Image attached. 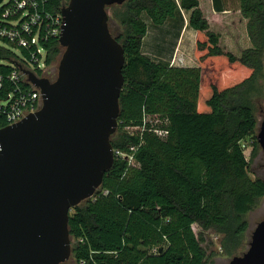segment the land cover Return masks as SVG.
<instances>
[{
  "label": "trees",
  "instance_id": "trees-1",
  "mask_svg": "<svg viewBox=\"0 0 264 264\" xmlns=\"http://www.w3.org/2000/svg\"><path fill=\"white\" fill-rule=\"evenodd\" d=\"M68 1L45 0V10L58 15ZM206 2V12L201 0H128L108 7L109 31L124 52L110 138L118 155L95 195L69 213L75 264H206L193 225L222 236L225 258L248 247L246 215L264 198V179L251 178L241 141L255 139L257 128L253 100L262 94L264 0ZM208 11L221 16L210 24ZM181 12L189 13L187 26L195 32L192 68L170 67L142 52L145 18L161 27L180 21ZM236 14L237 22L231 19ZM234 22L243 29L241 44L250 43L238 53L224 50L234 44L223 36L224 30L233 34ZM42 46L49 67L62 50L54 38ZM146 116L164 124L165 138L143 125ZM5 125L0 118V129Z\"/></svg>",
  "mask_w": 264,
  "mask_h": 264
},
{
  "label": "water",
  "instance_id": "water-1",
  "mask_svg": "<svg viewBox=\"0 0 264 264\" xmlns=\"http://www.w3.org/2000/svg\"><path fill=\"white\" fill-rule=\"evenodd\" d=\"M128 0H69L53 82L24 71L42 107L0 129V264H63L72 208L91 199L112 167L124 52L108 7ZM264 154V117L257 134ZM228 264H264V220Z\"/></svg>",
  "mask_w": 264,
  "mask_h": 264
},
{
  "label": "built area",
  "instance_id": "built-area-1",
  "mask_svg": "<svg viewBox=\"0 0 264 264\" xmlns=\"http://www.w3.org/2000/svg\"><path fill=\"white\" fill-rule=\"evenodd\" d=\"M45 5V0H0V118L5 127L42 107L39 90L27 81L23 72L36 75L35 71H40L44 78L46 51L42 43L50 38L57 40L61 33V15L50 14ZM1 51L9 52L10 58L5 59ZM4 68L10 71L5 74ZM145 123L156 136L166 137L167 132L159 128L162 122L157 117L146 116ZM114 155L118 153L114 151Z\"/></svg>",
  "mask_w": 264,
  "mask_h": 264
},
{
  "label": "rangeland",
  "instance_id": "rangeland-1",
  "mask_svg": "<svg viewBox=\"0 0 264 264\" xmlns=\"http://www.w3.org/2000/svg\"><path fill=\"white\" fill-rule=\"evenodd\" d=\"M203 9L207 11L206 0H201ZM108 16H110V11ZM189 13L181 12L180 21H168L161 27H154L148 19L145 18L147 23L148 31L147 35L144 38L142 52L144 55L150 56L154 61L167 63L170 67H182V68H192L197 66V62L193 57V43L192 50L191 46H185L184 49H178L177 43L180 40L181 36L184 35V39L187 40L190 28L187 26ZM235 17V18H234ZM238 18L237 14L233 16L232 21H236ZM233 34L230 32L223 31V36L226 38L229 36L232 45L231 49H224L225 51H231L233 53H238L242 47H250V43L246 38V42L241 44L245 40L243 29L237 24L232 27ZM245 32V28H244ZM178 35L177 40L175 41V36ZM246 37V34H245ZM175 43V47L174 44ZM173 44V45H172ZM172 45V46H171ZM242 46V47H241ZM171 47V48H170ZM174 47V49H173ZM173 50V51H172ZM15 52V51H13ZM170 52H172L170 54ZM18 54V52H15ZM19 55V54H18ZM238 56V55H237ZM59 61V60H58ZM58 61L53 65L46 67L44 72V78H47L49 81L53 82L57 75V66ZM259 84L262 85V94L261 96L253 100L254 114L257 120V128L255 130V139L252 137H247L241 141L243 148V153L248 161L249 172L252 179L261 178L264 179V154L257 143V134L259 132L260 124L264 117V57H263V74L259 79ZM164 124L159 125V128H163ZM254 142L257 143L256 153L254 157H251V151L254 145ZM246 220L248 222L249 228L246 233V237L250 240L251 234L255 229L256 225L264 220V198L260 199L256 206L246 215ZM192 230L196 236L201 238V247L204 249L207 257L206 264H228V258L222 256L220 251V241L222 236L214 233L211 230L202 231L198 226L193 225ZM72 243V242H71ZM247 249V248H246ZM63 264H75L72 257L63 263Z\"/></svg>",
  "mask_w": 264,
  "mask_h": 264
},
{
  "label": "crops",
  "instance_id": "crops-1",
  "mask_svg": "<svg viewBox=\"0 0 264 264\" xmlns=\"http://www.w3.org/2000/svg\"><path fill=\"white\" fill-rule=\"evenodd\" d=\"M221 14L217 15V14H212L210 11H208V14H207V20L208 22L211 24V19L215 20L216 18H220ZM188 38L187 40L184 39V35L181 36L180 40L178 41L177 43V47L178 49H184L185 46H191V50H192V43H193V48H194V40H195V32L192 31L190 29V32L188 34Z\"/></svg>",
  "mask_w": 264,
  "mask_h": 264
}]
</instances>
